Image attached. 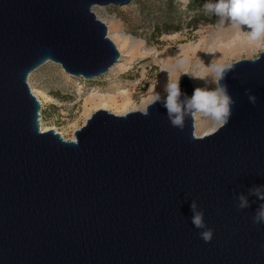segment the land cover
<instances>
[{"label":"water","instance_id":"water-1","mask_svg":"<svg viewBox=\"0 0 264 264\" xmlns=\"http://www.w3.org/2000/svg\"><path fill=\"white\" fill-rule=\"evenodd\" d=\"M130 1L0 0V264H264V225L252 223L264 202L248 195L264 185V52L229 63L236 104L217 132L172 127L159 102L147 116L96 110L74 139L40 130L30 72L52 61L104 74L119 52L92 7ZM180 86L192 95L185 73ZM241 193L250 207L237 210Z\"/></svg>","mask_w":264,"mask_h":264},{"label":"rangeland","instance_id":"rangeland-1","mask_svg":"<svg viewBox=\"0 0 264 264\" xmlns=\"http://www.w3.org/2000/svg\"><path fill=\"white\" fill-rule=\"evenodd\" d=\"M165 1L131 0L121 6L92 7L96 18L106 25L107 36L119 52L118 61L104 74L83 79L81 76L65 73L59 64L52 61L44 62L30 72L27 83L40 102V119L44 128H54L53 131L61 132L64 139L74 138V131L81 128L89 118L83 115V103L92 90L111 96L117 95L121 90H129L132 106L128 107V112H144L151 99L149 88L158 85L164 69L170 70L172 80L180 78L182 73L192 75L202 69V59L191 62L187 69L176 70L175 67H165L161 60H155L157 55L173 51L179 62L183 58L179 50L186 45L197 44L200 39L209 42V38L211 40L212 35L217 32L235 31L229 24L220 26L219 23H200L197 28L192 29L185 22V4L188 0H173L172 17H176L179 30L157 35L154 28L167 15ZM237 31L243 38L249 39L245 32L247 28ZM261 51L264 52V44L253 42L250 50H241L235 55L226 56L221 64L254 59ZM188 77L190 79L189 75ZM191 83L196 88V84L192 81ZM108 112L112 113L113 110ZM193 123L196 137L203 135L199 132L196 134V124L211 127V121L199 115L194 118Z\"/></svg>","mask_w":264,"mask_h":264},{"label":"clouds","instance_id":"clouds-1","mask_svg":"<svg viewBox=\"0 0 264 264\" xmlns=\"http://www.w3.org/2000/svg\"><path fill=\"white\" fill-rule=\"evenodd\" d=\"M202 7L205 14L218 18L220 26L227 23L236 30L247 28L245 32L251 41L264 44V0H206ZM233 69L232 64H212L207 75L185 73L192 79L204 81V87L194 88L190 97L182 92L180 78L177 80L169 78L163 88L166 95L162 96L159 92H154L150 105L161 103L167 110L170 125L180 131L185 129L187 120L199 115L211 121L212 132H217L229 123L236 104V100L228 91L227 84L222 83ZM245 95L248 96L249 103L255 106L257 97L250 89H245ZM142 114L147 116L148 112ZM248 195H254L264 202V185L253 186L249 189ZM236 201L237 210L250 207L248 197L242 193L237 195ZM190 208L193 213L191 223L200 230V238L205 243L211 242L214 229L207 226L204 210H198L195 200L191 202ZM252 223L264 225V203H260L252 216Z\"/></svg>","mask_w":264,"mask_h":264},{"label":"bare ground","instance_id":"bare-ground-1","mask_svg":"<svg viewBox=\"0 0 264 264\" xmlns=\"http://www.w3.org/2000/svg\"><path fill=\"white\" fill-rule=\"evenodd\" d=\"M210 38H209V42L208 41L206 42L205 41L206 39L205 40L200 39L197 44H188L184 48H181L179 50V53H181L183 58L179 62L176 60L177 54L173 51H170L165 54H159L157 55L156 58L155 57L154 58L155 60H161L163 63L162 65H164L165 67L166 66L169 68L175 67L176 70L187 69L189 68L191 62L202 59L203 62L200 61L202 62V69L197 74L193 73L192 75H207L209 74L208 69L212 64L220 65L222 59L225 58L226 56L235 55L237 52L241 50L248 51L253 47V41L249 40L248 38L247 39L243 38L238 31L236 32V29L231 33L222 32V31L217 32L212 35L211 40ZM110 41L112 42L111 39ZM167 70L166 69L163 70L161 74L162 77L158 85L156 87L154 86L152 88H149L150 96H152L154 92H159L160 94L164 93L163 92L164 85L166 84L167 80L171 77L169 74L170 70L169 71ZM190 79L193 83L196 84V87H204L203 80L192 79V78ZM94 91L95 90H92L90 92L89 96L84 100L83 103L84 106L83 115L86 116V118L89 117L96 110H105V111L113 110L112 114H116V115H124L128 111H130L128 110L129 109L128 107L132 106V102H131L132 100L129 90H121V92L119 91L118 94L114 96L101 94L99 92H94ZM39 126L41 131L54 129V128H44L42 126V119H39ZM196 128H197L196 134L199 132L204 135L212 132L211 127L208 125L196 124ZM57 133H59L62 136L61 132L57 131Z\"/></svg>","mask_w":264,"mask_h":264},{"label":"trees","instance_id":"trees-1","mask_svg":"<svg viewBox=\"0 0 264 264\" xmlns=\"http://www.w3.org/2000/svg\"><path fill=\"white\" fill-rule=\"evenodd\" d=\"M206 0H188L185 4V13H186V25L192 27V29L197 28V24H216L219 23L218 18L216 16H211L205 14L203 10V4ZM173 0L165 1V8L167 11L166 19H163L160 23H158L154 30L157 35L168 33L171 31L179 30L180 25L177 24L176 17L173 16V8L174 6ZM227 24V23H226Z\"/></svg>","mask_w":264,"mask_h":264},{"label":"built area","instance_id":"built-area-1","mask_svg":"<svg viewBox=\"0 0 264 264\" xmlns=\"http://www.w3.org/2000/svg\"><path fill=\"white\" fill-rule=\"evenodd\" d=\"M39 113H40V111H39ZM40 116H41V114H40Z\"/></svg>","mask_w":264,"mask_h":264}]
</instances>
